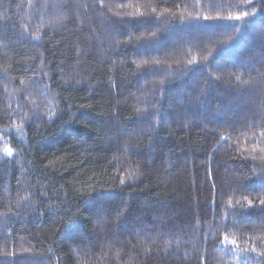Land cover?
I'll list each match as a JSON object with an SVG mask.
<instances>
[{"label": "trees", "instance_id": "trees-1", "mask_svg": "<svg viewBox=\"0 0 264 264\" xmlns=\"http://www.w3.org/2000/svg\"><path fill=\"white\" fill-rule=\"evenodd\" d=\"M261 200L264 0H0V264H264Z\"/></svg>", "mask_w": 264, "mask_h": 264}, {"label": "snow or ice", "instance_id": "snow-or-ice-1", "mask_svg": "<svg viewBox=\"0 0 264 264\" xmlns=\"http://www.w3.org/2000/svg\"><path fill=\"white\" fill-rule=\"evenodd\" d=\"M245 15H247V14L245 13ZM241 18H242V17H239V16H238V17H235V19H241ZM7 152H8V155H11V154H12V149H11V148H9V149L7 150ZM248 203H249V205L251 206L252 202H251V201H249ZM260 204H261V205H264V200H261V201H260ZM224 239H225V240H227V239H228V237H227V236H225V237H224ZM235 243H236V242L233 240V241H232V244H234V245H235ZM252 251H254V252H255V251H256V249H255V248H253V249H252ZM257 255H258V256H264V252H258V253H257Z\"/></svg>", "mask_w": 264, "mask_h": 264}]
</instances>
